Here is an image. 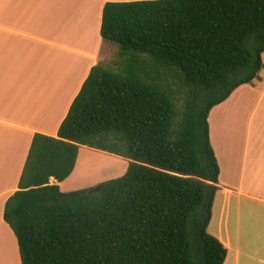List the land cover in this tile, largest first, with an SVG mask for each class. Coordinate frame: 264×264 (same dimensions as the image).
<instances>
[{
  "label": "trees",
  "instance_id": "1",
  "mask_svg": "<svg viewBox=\"0 0 264 264\" xmlns=\"http://www.w3.org/2000/svg\"><path fill=\"white\" fill-rule=\"evenodd\" d=\"M101 36L115 67H93L57 137H33L5 205L21 263L224 264L208 232L220 178L208 119L260 78L264 0L109 2ZM82 146L127 172L62 192Z\"/></svg>",
  "mask_w": 264,
  "mask_h": 264
},
{
  "label": "crops",
  "instance_id": "2",
  "mask_svg": "<svg viewBox=\"0 0 264 264\" xmlns=\"http://www.w3.org/2000/svg\"><path fill=\"white\" fill-rule=\"evenodd\" d=\"M136 1L149 0H0V264H22L4 210L19 190L33 137L58 136L102 64L105 5ZM208 122L220 166L208 232L227 247L224 264H264V68L213 108ZM83 155L115 156L82 146L73 173L58 184L62 192L103 183L82 168Z\"/></svg>",
  "mask_w": 264,
  "mask_h": 264
},
{
  "label": "rangeland",
  "instance_id": "3",
  "mask_svg": "<svg viewBox=\"0 0 264 264\" xmlns=\"http://www.w3.org/2000/svg\"><path fill=\"white\" fill-rule=\"evenodd\" d=\"M104 42L106 43V46L103 50L102 64L105 66H109V67H115L119 47L115 43L106 42V41ZM263 68H264V63H263ZM259 77H260V74H259ZM81 157H84V155ZM111 157L112 158L94 157V156L84 157V160H83L84 162H82V168L83 169L86 168V172L92 177H94L95 182L97 180L106 182V181L124 176L125 173L127 172L126 170L128 168L127 164L129 160L121 158V157L119 158L120 160H117V157L115 156H111ZM91 162H93L96 165L93 166ZM97 165H100V166H97ZM85 182L87 183V181ZM80 183H84L82 181V178L76 184H80Z\"/></svg>",
  "mask_w": 264,
  "mask_h": 264
},
{
  "label": "water",
  "instance_id": "4",
  "mask_svg": "<svg viewBox=\"0 0 264 264\" xmlns=\"http://www.w3.org/2000/svg\"><path fill=\"white\" fill-rule=\"evenodd\" d=\"M99 192H100V188L99 187L93 188L91 190V193H99Z\"/></svg>",
  "mask_w": 264,
  "mask_h": 264
}]
</instances>
